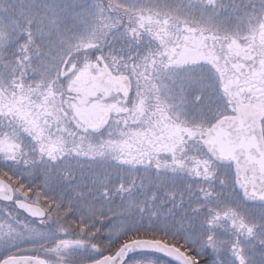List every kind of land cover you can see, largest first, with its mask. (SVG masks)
<instances>
[{
  "label": "snow or ice",
  "instance_id": "obj_1",
  "mask_svg": "<svg viewBox=\"0 0 264 264\" xmlns=\"http://www.w3.org/2000/svg\"><path fill=\"white\" fill-rule=\"evenodd\" d=\"M0 264H264V0H0Z\"/></svg>",
  "mask_w": 264,
  "mask_h": 264
}]
</instances>
